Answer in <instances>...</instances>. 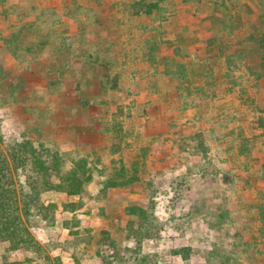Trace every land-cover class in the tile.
I'll list each match as a JSON object with an SVG mask.
<instances>
[{"label": "rangeland", "instance_id": "obj_1", "mask_svg": "<svg viewBox=\"0 0 264 264\" xmlns=\"http://www.w3.org/2000/svg\"><path fill=\"white\" fill-rule=\"evenodd\" d=\"M260 36L264 0H0V148L84 182L29 202L39 247L0 264H264Z\"/></svg>", "mask_w": 264, "mask_h": 264}, {"label": "trees", "instance_id": "obj_2", "mask_svg": "<svg viewBox=\"0 0 264 264\" xmlns=\"http://www.w3.org/2000/svg\"><path fill=\"white\" fill-rule=\"evenodd\" d=\"M144 1L135 3V12H143L150 14L156 4L148 3L143 4ZM134 12V13H135ZM254 36V35H250ZM262 36L256 39V46L264 49V39ZM248 39V38H247ZM246 39V40H247ZM241 51H243L241 49ZM246 50L244 49V52ZM249 53V51H246ZM264 58V54H263ZM262 76V75H261ZM14 154L8 156L0 148V238L2 240L9 238L12 235L16 242L14 246L26 245L29 248L39 247L36 242L29 236L27 229L23 227L22 216L26 215L29 211L28 203L40 200L41 195L44 192L55 190L57 192H63L67 195L78 194L84 187L82 179L78 178L75 173H68L63 175L59 168V162L56 157V152L48 149L38 151L33 142L30 140H23L14 145ZM28 167V169H26ZM29 168L32 172V176L29 175ZM25 174V183L31 188L32 192L27 195L24 192L26 185L21 182H17L16 177H20V170ZM26 172V173H25ZM53 177H59L61 183H54ZM90 180V177H87ZM20 183V184H19ZM112 186H117L119 183H111ZM21 197H30L28 201ZM21 198V199H20ZM40 203V202H39ZM35 203V206L40 208L42 204ZM23 204V207H21ZM139 209V208H137ZM133 211L135 210L132 209ZM141 212H144L141 209ZM143 216H145L143 214ZM261 219L264 220V210L261 214ZM136 232H139L136 229ZM141 248V247H139ZM127 257L122 254H115L113 257H105L106 264H148V259L143 255L139 256L140 250L127 248Z\"/></svg>", "mask_w": 264, "mask_h": 264}]
</instances>
